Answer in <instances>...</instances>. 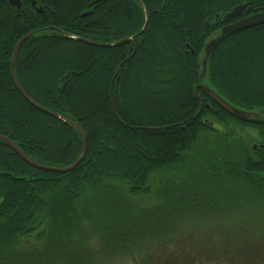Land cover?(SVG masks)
<instances>
[{
    "label": "trees",
    "instance_id": "1",
    "mask_svg": "<svg viewBox=\"0 0 264 264\" xmlns=\"http://www.w3.org/2000/svg\"><path fill=\"white\" fill-rule=\"evenodd\" d=\"M21 1L16 9L0 0V135L36 163L67 167L83 151L78 123L88 152L74 171L55 173L28 164L0 139V264H89L86 239L79 238L85 214L104 235V261L141 253L171 237L174 217L264 190V24L224 38L204 78L200 66L207 41L218 34L208 33L209 12L219 16L247 2L251 12H263L264 0ZM30 33L18 52L17 81L64 120L34 107L12 80L14 50ZM130 37L143 41L128 60L130 43L79 41ZM202 85L259 119H236ZM195 90L204 101L199 115ZM237 127L248 141H215ZM200 172L226 174L229 189L216 178L215 193L208 192ZM195 191L204 193L191 200ZM150 198L155 211L148 214ZM166 262L155 264H188Z\"/></svg>",
    "mask_w": 264,
    "mask_h": 264
},
{
    "label": "rangeland",
    "instance_id": "2",
    "mask_svg": "<svg viewBox=\"0 0 264 264\" xmlns=\"http://www.w3.org/2000/svg\"><path fill=\"white\" fill-rule=\"evenodd\" d=\"M262 117L264 118V113ZM218 128L222 129L220 126ZM222 130L225 131L224 128ZM233 132L231 136H223L222 139L218 136L215 141L217 143H222L221 141H248L246 129L237 127ZM208 141L206 140V142ZM208 145H212V143ZM215 146L218 145L214 144L213 147ZM201 173L198 182H205L204 184L211 188L208 192L215 193L216 185L214 182L217 181L216 178H220V182H217L221 184L220 189H229L226 183V174H221L219 177L215 174ZM156 184L157 182L153 186ZM242 189L249 192V187H245V185ZM152 190L155 196L156 188ZM203 193L195 191L189 197L191 200L200 199ZM237 195H240V191ZM152 200L153 198H150L149 202L147 201L148 214L155 211ZM206 207L205 212L202 211L198 214L194 212V215H189L186 218L174 217L171 220V222L173 221L171 237L164 243L152 245L150 249L143 250L141 253L104 261L100 234L104 235L100 227L91 222L88 219L90 216H86V214L84 223L87 224L82 228L79 238L86 239L84 247L90 256L89 264H155L156 260L157 263H161L164 258L166 263H172L174 260L180 262L181 260L188 264H264L263 189L259 191V194L251 192L250 196L247 194L245 197H238V202L234 204L224 203L218 207L216 205H207ZM95 214V212L91 214L93 220ZM163 223L162 225L166 224L165 221ZM195 244L213 252L216 251L218 254H206L204 250H200L201 247L198 246L200 248L198 249ZM200 251L204 253L200 254Z\"/></svg>",
    "mask_w": 264,
    "mask_h": 264
},
{
    "label": "water",
    "instance_id": "3",
    "mask_svg": "<svg viewBox=\"0 0 264 264\" xmlns=\"http://www.w3.org/2000/svg\"><path fill=\"white\" fill-rule=\"evenodd\" d=\"M97 1H100V0H97ZM8 2L12 7L16 8V9H21L22 5H23L21 0H8ZM35 4L36 3H34V5ZM244 10H247V12H250L252 10V2H247V3L237 5L236 7L233 8L232 11H230L227 14V16L228 17H234L237 15H241ZM37 11L41 14L44 13V9L42 7L37 8ZM91 14H92V11H88V12L83 13L82 16L86 17V16H89ZM263 24H264V11L255 13L253 15H250V16L236 22L235 24L224 27L222 34L219 35L217 38L209 41L205 46V57H204L203 62H202L203 72H202L201 78L205 77L207 70H208L209 59L212 56V54L214 53V51L217 48V46L219 45V43L224 38L231 36L233 34L239 33L241 31H244V30L259 26V25H263ZM32 35H33V33H30V34L24 36L16 45V48H15L14 53H13L12 61H11V77H12V80H13L15 86L20 91V93L34 107H36L37 109H39V110L57 118V119L64 120V118H62L60 115H58V114H56V113H54V112H52L46 108H43L42 106L38 105L35 101H33L32 98L23 90V88L20 86V84L17 81L16 75H15V64H16L18 52H19L22 44ZM79 41H82L86 44H90L93 46H98V47H115V46H120V45L131 43V42L135 43L134 38H126V39L120 40L119 42L113 43V44H102V43L89 41V40H86L83 38H80ZM190 50H192V47L190 45H188V49L186 51V53L188 55L190 53ZM134 53H135V51H134ZM193 53H195V51H193ZM132 56L128 57V59H131ZM124 63H125V61H123L120 64L119 70L122 68ZM201 87L205 90V92L208 94V96L213 101H215L221 108H223L225 111H227L230 115L234 116L235 118L242 120V121H245V122H254L255 119L253 118V116H255L257 118L259 117V115H253V113L250 111L243 110L241 108H238V107L230 104L228 101H226L223 97H221L218 93H216L209 86L202 85ZM194 94H195V97L201 101V108H200V111L198 113V115H199L204 108V102H203L202 97L200 95H198L197 90L194 91ZM112 105H113L114 112L117 115L113 100H112ZM75 126L78 128L79 132L83 136V151H82V154L79 157V159H77L72 165H69L67 167H51V166H45V165H41L39 163H36L35 161H33L29 157H27L26 154L14 142H12L6 136L0 135V139L7 146H9L13 151H15L28 164H30V165L38 168V169L44 170V171H50V172H55V173H68V172L74 171L85 160V158L87 156V152H88L87 134H86L84 128L80 124L75 123Z\"/></svg>",
    "mask_w": 264,
    "mask_h": 264
},
{
    "label": "flooded vegetation",
    "instance_id": "4",
    "mask_svg": "<svg viewBox=\"0 0 264 264\" xmlns=\"http://www.w3.org/2000/svg\"><path fill=\"white\" fill-rule=\"evenodd\" d=\"M119 2V0H115L114 1V5H116L117 3ZM236 7V6H235ZM210 9H211V7H210ZM233 10V9H232ZM232 10H230V11H232ZM230 11H228V12H226V13H224V14H220L219 16L216 14V12L215 11H213V9H212V11H210L209 12V14L207 15V17H206V19H205V23H206V25H207V27H208V33H212V34H215L216 32H218V34L216 35V36H214V37H212V38H210L208 41H207V43L209 42V41H211L212 39H215V38H217L219 35H221L222 34V31H223V28L224 27H227V26H229V25H232V24H235L236 22H238V21H240V20H242V19H244V18H246V17H248V16H250V15H253V14H255V13H257V12H247V10H244L243 11V13L241 14V15H237V16H234V17H228L227 16V14L230 12ZM155 13L156 12H158V11H154ZM114 21H116V20H114ZM147 24V23H146ZM113 31L114 32H117L118 31V27H117V23L116 22H114L113 23ZM130 38H134V41H135V43H130L133 47H134V51H135V53H136V49H137V42L138 41H143V39L141 38V37H138V38H136V37H130ZM124 39H126V38H124ZM121 40H123V39H121ZM90 41V40H89ZM120 41V40H119ZM118 40L117 41H115L114 43H117V42H119ZM97 43H100V42H97ZM206 43V44H207ZM102 44H113V43H103L102 42ZM127 44H129V43H127ZM206 46V45H205ZM115 47H117V46H115ZM134 51H133V53H132V55L134 54L135 55V53H134ZM193 53V52H192ZM193 54H195V53H193ZM131 55V56H132ZM133 55V56H134ZM132 56V57H133ZM130 57V56H129ZM204 57H205V48H204ZM204 57L202 58V61H203V59H204ZM128 58H126V60H127ZM126 62V61H125ZM125 64V63H124ZM200 66L202 67V71H203V65H202V63L200 64ZM123 67V66H122ZM122 69V68H121ZM120 69V70H121ZM119 69H118V71H120ZM112 89V88H111ZM204 92H205V90H203ZM208 95V94H207ZM207 106H209V104L207 105ZM253 115H257V114H253ZM255 120H257V119H259V118H256L255 116L253 117ZM254 120V121H255ZM15 152V151H14Z\"/></svg>",
    "mask_w": 264,
    "mask_h": 264
}]
</instances>
